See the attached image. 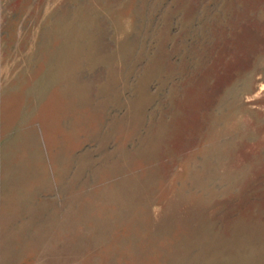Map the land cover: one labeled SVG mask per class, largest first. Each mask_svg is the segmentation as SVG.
<instances>
[{
	"label": "rangeland",
	"instance_id": "obj_1",
	"mask_svg": "<svg viewBox=\"0 0 264 264\" xmlns=\"http://www.w3.org/2000/svg\"><path fill=\"white\" fill-rule=\"evenodd\" d=\"M0 264H264V0H0Z\"/></svg>",
	"mask_w": 264,
	"mask_h": 264
},
{
	"label": "bare ground",
	"instance_id": "obj_2",
	"mask_svg": "<svg viewBox=\"0 0 264 264\" xmlns=\"http://www.w3.org/2000/svg\"><path fill=\"white\" fill-rule=\"evenodd\" d=\"M22 163V162H21ZM23 164V163H22ZM27 164V163H26ZM35 164V163H34ZM34 164H32V166L34 165ZM28 166H31V165H28ZM27 171V170H26ZM26 173V172H25ZM18 179V178H17ZM17 182V181H16ZM15 184V183H14ZM14 186V185H13Z\"/></svg>",
	"mask_w": 264,
	"mask_h": 264
}]
</instances>
